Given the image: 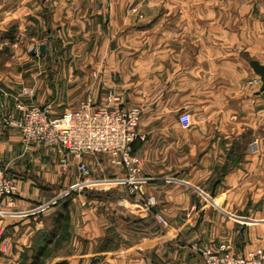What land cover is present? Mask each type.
Returning <instances> with one entry per match:
<instances>
[{
	"label": "crops",
	"instance_id": "0c3cea01",
	"mask_svg": "<svg viewBox=\"0 0 264 264\" xmlns=\"http://www.w3.org/2000/svg\"><path fill=\"white\" fill-rule=\"evenodd\" d=\"M254 3L260 14L257 15L255 8V17L244 15L238 21V28L244 31L246 40L247 24H260L259 29L254 34L252 32L248 39L263 41V22L260 18L264 0H254ZM124 7L122 0H0V48L5 46L9 49L7 57L0 60V168L15 174L18 185L13 205L3 204L0 208L3 215L0 216V247L4 248L3 245L8 244V249L0 252V264H18L23 261V257L25 259V256L31 255L27 252L31 251L32 236L43 227L39 213L58 199L56 192L64 187L74 190L98 183L119 186L114 187V192L109 196L98 194L86 198L85 193L79 192L71 198L69 235L52 256L55 262L201 264L190 259L193 255L191 249L208 247L217 250L224 246L235 254H242L248 249L242 247L239 240L236 246V241L232 243L221 236V233L230 231L233 225L227 220L231 212L228 191L231 190L232 179L241 181L239 171L245 161L228 166L219 183V191L212 193L216 172L221 163L223 165V161L218 160L220 157L215 159V154H225L223 149L214 144L215 139L210 145L199 146L198 153L201 155L193 167L196 170L193 175L179 179L176 171H172V163L170 166L163 164L154 168L151 163L149 165L147 161L151 160L149 156L155 150L152 144L155 135H148L146 142L139 148L143 156L140 174L146 178L141 186V195L155 197V205L148 211L140 205L138 194L127 193L123 185L125 183L114 182L123 181L124 176H113L116 171L109 167L107 157L84 154L79 159L72 158L68 166L63 167L54 149L40 143L25 146L17 129L3 123L2 116L14 118L18 115L15 98L24 87L30 88L31 96L23 100L47 105L52 115H60L74 108L87 97L95 105H105L106 90L112 89L118 94L116 90L123 87L121 73L115 67V62L106 55L99 60H85L82 58L86 54L79 50L69 59L68 52L62 50L60 56L53 55L51 58L49 47L52 39H65L66 34L79 35L85 32V28L88 33H96L88 30L90 26L97 27L98 32L102 33L104 30L101 27L108 22L115 23L118 9ZM27 42H35L36 45L43 43L45 55L35 56L30 49V56L25 57L21 47ZM7 48L2 50L7 51ZM77 56L80 59H76ZM248 56L264 64L257 53L251 51ZM194 61L189 68L191 83L202 70L215 77V74L223 73L219 69L230 68L229 64L221 65L219 61L216 63L209 59L204 68L205 65L199 66L196 57ZM256 88L249 94L251 100L248 101L247 93L243 99H247L245 103L255 102L262 106L264 89L260 90V83ZM227 100L229 103V98L222 99L223 106ZM206 101L214 103L209 98ZM228 116L229 112L225 117L224 108L222 119H228ZM224 134L225 130L220 135ZM78 161L89 165L88 176L78 177ZM122 172L124 175L125 172ZM153 212L160 213L166 221L163 225L155 223L156 231H152L148 225L151 216L154 217ZM244 213L241 206H235L232 215L241 218L239 216L246 215ZM6 226H10L8 236L2 234Z\"/></svg>",
	"mask_w": 264,
	"mask_h": 264
},
{
	"label": "rangeland",
	"instance_id": "374dc122",
	"mask_svg": "<svg viewBox=\"0 0 264 264\" xmlns=\"http://www.w3.org/2000/svg\"><path fill=\"white\" fill-rule=\"evenodd\" d=\"M122 1L125 7L118 9V19L113 24L108 22L101 27L104 30L102 33L98 32L97 27L89 25L91 28L88 30L96 33H88L85 28V32L79 35L66 34L65 39H52L49 47L51 58L53 55L60 56L61 51L66 50L71 59L73 54L81 50L86 54L82 59L99 60L106 55L115 62L123 82V87L116 90L118 103L123 106L136 105L141 109L137 130L142 138L136 139L138 143L134 152L140 164L143 159L139 153L140 146L146 142L148 135H155L152 142L155 150L149 156V165L151 163L154 168L163 164L170 166L172 163L171 168L173 172L176 171V177L187 178L196 171L193 167L200 159L199 146L210 145L215 139L214 144L223 149L225 154H215V159L220 157L218 160L223 161V165L221 163L216 172L213 193L219 191V183L228 166L245 161L238 170L241 181L232 179L231 190L228 191L231 198L228 207L231 212L227 220L233 225L230 231L221 233V236L225 240L230 239L232 243L239 240L242 247H248L245 252L256 248L264 252V103L260 106L255 102L245 103L247 99H243L247 93L248 101L251 100L249 94L257 90L260 83L259 76L245 57L252 51L264 60V40L248 39L252 32L254 34L259 29L260 24H247V41L244 40V31L238 28V21L244 15L255 17V8L257 15L260 14L254 0ZM260 19L264 30V10ZM29 43L21 47L24 56H30V49L34 50L33 55H39L38 45L35 42L32 45ZM2 48L0 60L9 54L8 48L7 51ZM44 55L45 52L40 56ZM194 57L199 66L205 65L204 68L208 59L219 61L221 65L229 64L230 68L219 69L223 73L215 74V77L202 70L191 83L189 68L191 62H195ZM75 58L80 59L78 56ZM222 75L225 77L220 78ZM208 98L214 103L206 101ZM224 98H229L230 104L227 100L223 106ZM224 108L225 117L227 112L229 116L223 120ZM224 130L225 134L220 135ZM108 164L112 171H116L114 177L124 176L122 168L110 162ZM139 177L142 182L146 181L141 174ZM114 182L124 183L121 180ZM105 184H88L70 191L64 187L56 195L60 198L72 191H76L77 195L84 189L88 192L86 198H93L97 192L103 196L114 192L113 188L119 186ZM123 185L128 193L127 185ZM235 206H241L246 215L239 216L241 218L233 216ZM51 208L48 205L44 212L39 213L43 230L50 225ZM0 216H3L2 213ZM1 222L0 218V225ZM9 228L6 226L2 234L8 236ZM3 247H0V252L8 249V244L5 243ZM201 249H191L193 255L190 259L203 264ZM27 253L31 254L32 250ZM25 257L23 263L18 264H28L30 256ZM41 264H55V261L49 256L43 258Z\"/></svg>",
	"mask_w": 264,
	"mask_h": 264
},
{
	"label": "built area",
	"instance_id": "2783aa9c",
	"mask_svg": "<svg viewBox=\"0 0 264 264\" xmlns=\"http://www.w3.org/2000/svg\"><path fill=\"white\" fill-rule=\"evenodd\" d=\"M31 90L24 87L15 98L18 115L14 118L2 116L6 125L15 127L25 146L40 143L54 149L57 160L67 167L72 158L79 159L84 154L103 155L109 162L125 172L123 182L131 194L139 195V203L145 210H152L155 197L141 194L142 179L139 177L141 164L132 151V143L142 138L138 133L141 109L136 105L123 106L118 103V95L109 90L105 105H95L90 97L60 115H52L47 105L27 103ZM78 177L90 174V167L83 161L76 163ZM17 184L5 170L0 168V208L3 204L13 205ZM71 189H68L70 191ZM160 224H166L164 217L153 212ZM203 264H264V252L260 248L242 254H234L226 247L218 250L202 248Z\"/></svg>",
	"mask_w": 264,
	"mask_h": 264
},
{
	"label": "trees",
	"instance_id": "16d2710c",
	"mask_svg": "<svg viewBox=\"0 0 264 264\" xmlns=\"http://www.w3.org/2000/svg\"><path fill=\"white\" fill-rule=\"evenodd\" d=\"M138 141L134 140L132 143V151L135 152V148ZM5 173L12 179L16 180L15 174L7 171ZM79 192L88 194L87 190L82 189ZM76 191H72L69 195L58 198L51 206L52 212L50 214V225L47 229H40L32 236L30 262L28 264H41V260L45 257H51L61 247L62 242L69 235L70 225V201L73 196L76 195ZM100 193H95V195ZM110 193H106L103 196H109ZM152 217V218H151ZM148 225L152 231H156V220L151 216ZM158 224V223H157ZM55 264H68L65 260L56 261Z\"/></svg>",
	"mask_w": 264,
	"mask_h": 264
},
{
	"label": "water",
	"instance_id": "95a60500",
	"mask_svg": "<svg viewBox=\"0 0 264 264\" xmlns=\"http://www.w3.org/2000/svg\"><path fill=\"white\" fill-rule=\"evenodd\" d=\"M34 50H31V53H33ZM37 52L39 55L44 53V44L40 43L37 46ZM248 63L252 70L259 76L260 79V90L264 89V64L260 63L258 60L253 59L249 56H247Z\"/></svg>",
	"mask_w": 264,
	"mask_h": 264
}]
</instances>
